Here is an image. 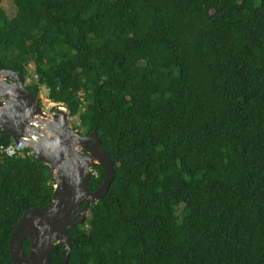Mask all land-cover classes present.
Returning <instances> with one entry per match:
<instances>
[{
	"label": "trees",
	"instance_id": "1",
	"mask_svg": "<svg viewBox=\"0 0 264 264\" xmlns=\"http://www.w3.org/2000/svg\"><path fill=\"white\" fill-rule=\"evenodd\" d=\"M12 2L0 67L95 131L114 168L68 230L67 264H264V0ZM54 183L29 147L0 154V264Z\"/></svg>",
	"mask_w": 264,
	"mask_h": 264
},
{
	"label": "water",
	"instance_id": "2",
	"mask_svg": "<svg viewBox=\"0 0 264 264\" xmlns=\"http://www.w3.org/2000/svg\"><path fill=\"white\" fill-rule=\"evenodd\" d=\"M65 110L58 106L50 120L36 119L46 116L38 97L22 83L18 72L0 67V134L8 133L14 142L23 139L31 154L49 166L55 181L50 203L25 210L9 236V253L15 264H51L50 255L59 244L64 245L60 264H67L68 230L83 223L91 203L105 196L114 178L110 155L96 132L73 133ZM95 165L102 168L104 180L90 191ZM25 239L30 242L27 253L22 248Z\"/></svg>",
	"mask_w": 264,
	"mask_h": 264
},
{
	"label": "rangeland",
	"instance_id": "3",
	"mask_svg": "<svg viewBox=\"0 0 264 264\" xmlns=\"http://www.w3.org/2000/svg\"><path fill=\"white\" fill-rule=\"evenodd\" d=\"M0 5H1V7L4 9V11L6 12V14L9 17L14 15L15 6H14L12 0H0ZM32 70H33V65L31 64V65L28 66V71L32 72ZM29 81H30V77H27V79L25 81V84H27ZM38 99L40 101L42 111L44 112V114H46V116L43 117V118H41L39 116V117H36V119H39L40 121H48V120H50L51 119L50 116L53 113V111L51 110V107H53L55 105V103H53V102H51V101H49L47 99V89L44 86L40 87ZM60 108H62V107H60ZM66 113H68V111H66ZM68 118H69V122H70V126H71V129H72V132L75 133L76 135H84V134H79L77 132V129H75V127H79L78 117L77 116H72L71 117V116L68 115ZM76 148L79 149L78 146H76ZM181 209H182V205H180L178 207L177 211H180ZM88 216H89V213L87 214V217Z\"/></svg>",
	"mask_w": 264,
	"mask_h": 264
},
{
	"label": "built area",
	"instance_id": "4",
	"mask_svg": "<svg viewBox=\"0 0 264 264\" xmlns=\"http://www.w3.org/2000/svg\"><path fill=\"white\" fill-rule=\"evenodd\" d=\"M25 148L24 140L19 139L17 142L12 141L8 145H0V154L6 156H21Z\"/></svg>",
	"mask_w": 264,
	"mask_h": 264
},
{
	"label": "bare ground",
	"instance_id": "5",
	"mask_svg": "<svg viewBox=\"0 0 264 264\" xmlns=\"http://www.w3.org/2000/svg\"><path fill=\"white\" fill-rule=\"evenodd\" d=\"M59 110H60L61 113H64V111H63L64 108H59ZM93 162H94V163H97L98 161H97L95 158H93Z\"/></svg>",
	"mask_w": 264,
	"mask_h": 264
},
{
	"label": "flooded vegetation",
	"instance_id": "6",
	"mask_svg": "<svg viewBox=\"0 0 264 264\" xmlns=\"http://www.w3.org/2000/svg\"><path fill=\"white\" fill-rule=\"evenodd\" d=\"M83 204H84V202H82L81 206H82ZM81 206H80V207H81ZM86 217H87V216H86Z\"/></svg>",
	"mask_w": 264,
	"mask_h": 264
}]
</instances>
